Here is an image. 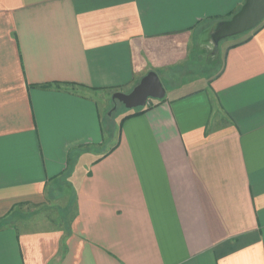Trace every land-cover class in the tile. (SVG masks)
<instances>
[{
	"label": "crops",
	"instance_id": "0c3cea01",
	"mask_svg": "<svg viewBox=\"0 0 264 264\" xmlns=\"http://www.w3.org/2000/svg\"><path fill=\"white\" fill-rule=\"evenodd\" d=\"M244 2L0 0V264H264V20L176 81Z\"/></svg>",
	"mask_w": 264,
	"mask_h": 264
},
{
	"label": "water",
	"instance_id": "95a60500",
	"mask_svg": "<svg viewBox=\"0 0 264 264\" xmlns=\"http://www.w3.org/2000/svg\"><path fill=\"white\" fill-rule=\"evenodd\" d=\"M264 19V0H245L240 9L229 19L218 25L213 35L215 42L222 38L245 33L261 23ZM165 90L154 71L146 73L128 93L114 92L113 101H118L127 109L144 107L149 99L161 100Z\"/></svg>",
	"mask_w": 264,
	"mask_h": 264
},
{
	"label": "rangeland",
	"instance_id": "374dc122",
	"mask_svg": "<svg viewBox=\"0 0 264 264\" xmlns=\"http://www.w3.org/2000/svg\"><path fill=\"white\" fill-rule=\"evenodd\" d=\"M217 29L218 26H214L211 28L212 32L210 33V37H209L210 39L208 40V44L210 45L206 44L207 46H204V48H202L203 52H201L202 53L201 58L196 59V62H194L195 65L192 66V68L188 69L189 73L183 74L176 79V81L182 83L183 87H192L196 89L201 86L205 87L211 75L215 73L217 69L216 67L218 65L217 63L215 64L211 63V61L209 60L210 56L215 54L216 59L219 61L220 58H223L226 47L240 41L248 34L247 32H245L242 34L225 37L215 42L213 40V35L217 31ZM198 54L200 53H197L196 57L199 56ZM165 87L167 88L168 85L164 84L163 88ZM150 100L153 99H149L148 101ZM106 107L107 109L102 112L104 118V130L106 129V131H111L113 127L116 126L117 132L119 130V121L121 120V118L126 114L137 109V108L127 109L123 106V104H121L118 101H113L110 97L107 98Z\"/></svg>",
	"mask_w": 264,
	"mask_h": 264
},
{
	"label": "trees",
	"instance_id": "16d2710c",
	"mask_svg": "<svg viewBox=\"0 0 264 264\" xmlns=\"http://www.w3.org/2000/svg\"><path fill=\"white\" fill-rule=\"evenodd\" d=\"M232 15H233V14H232ZM258 28H259V25H257L255 28L249 30L248 32H252V34H254V33L258 30ZM250 38H251V35H249L248 37H246V38L243 39V40H240L236 45H239V44L245 43V42H247ZM234 46H235V45H234ZM145 111H146V108H145V107L137 108L136 111H134V112H132V113H130V114L124 116V117L121 119L120 123H121L123 120H125L126 118H128V117L136 116V115H140V114L144 113Z\"/></svg>",
	"mask_w": 264,
	"mask_h": 264
}]
</instances>
